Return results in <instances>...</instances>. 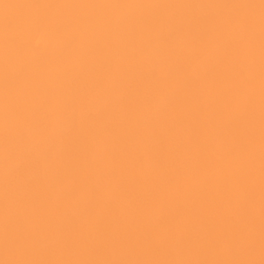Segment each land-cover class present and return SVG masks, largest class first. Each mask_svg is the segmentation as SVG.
<instances>
[{"label": "bare ground", "instance_id": "obj_1", "mask_svg": "<svg viewBox=\"0 0 264 264\" xmlns=\"http://www.w3.org/2000/svg\"><path fill=\"white\" fill-rule=\"evenodd\" d=\"M0 264H264V0H0Z\"/></svg>", "mask_w": 264, "mask_h": 264}]
</instances>
